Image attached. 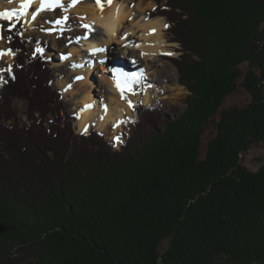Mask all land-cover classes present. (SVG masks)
<instances>
[{"label":"trees","instance_id":"1","mask_svg":"<svg viewBox=\"0 0 264 264\" xmlns=\"http://www.w3.org/2000/svg\"><path fill=\"white\" fill-rule=\"evenodd\" d=\"M154 1L148 15L166 17L182 53L168 58L191 95L173 120L159 99L141 106L119 150L94 129L75 134L54 70L29 55L19 27L5 29L21 52L0 94V222L12 228L0 264L264 262V168L240 163L264 144V0ZM242 76L251 102L221 110Z\"/></svg>","mask_w":264,"mask_h":264},{"label":"rangeland","instance_id":"2","mask_svg":"<svg viewBox=\"0 0 264 264\" xmlns=\"http://www.w3.org/2000/svg\"><path fill=\"white\" fill-rule=\"evenodd\" d=\"M5 1L9 2L8 5L10 6L12 5V7H16V3H15L16 0H5ZM82 1L80 2L78 1L75 4L79 5L81 4ZM120 1L125 2L127 7L134 10L137 9L139 2L144 1V3L147 2L152 3L153 5L150 8L146 9L145 15H148L156 6L154 0H120ZM166 2L167 0H164L163 4H166ZM75 4H73V1L63 2L61 5L51 8L52 10H48L42 13V15H40V18H38L35 21L33 19L34 16L33 14L36 13L37 7L33 6V8H31L30 10L32 14L31 18L27 24L25 20L23 21L20 19L0 21V53H3V55L5 56L3 57V55H0V94L7 79L14 77V70H15L14 63L17 61L18 55L21 52L9 48L10 41L6 37L5 29L7 27H10L11 29H15L19 27L21 29V37L28 39L29 55L35 58L38 55V53H40L46 62L50 61L49 68L53 69L54 75L57 76L56 81L51 82L50 85L52 88H57L58 90L61 91L63 96L62 106L64 107V112L74 117L75 126L73 127L75 128V134L77 135L79 134V130H80V129L78 130L79 122L77 118L81 117L82 115L81 113H86L88 105L92 104L91 100L84 104L78 102L76 111L72 110V107L74 105L73 103L75 102L76 98L80 97V93L81 92L84 93L86 89V87H80V85L86 83L89 88L90 87L92 88L91 90L96 101L98 102L100 100L103 101L104 103L109 105L113 111L116 105L115 103L112 104L109 101V97L111 95L110 93L112 90L107 91V89H104V92H102V88L110 86L111 80L115 78L116 69L120 70V74L123 73L122 70H126L130 73L132 71L133 72L132 74H136L137 72H140V74L138 75L143 76L142 70L140 69L141 70L140 71L138 69V64L134 65L130 63V61L127 59V56L129 57L134 56L139 60L140 53L138 51L132 53L129 49L132 50V47L134 46L138 47L139 43H144V42L139 38L140 33H137L130 35L131 37L129 36L128 37L129 39L125 43L118 42V44L115 43L109 47L105 46L104 51L103 49H101V47H99L96 49L95 52L94 51H92V53L89 52L88 50L82 48L81 44L83 43V40L87 39L86 37H89L91 35L95 37H103L102 31L97 27H94L91 30L85 29L83 21H81L77 16H75L74 12L70 13L69 16L66 17L65 9ZM77 5H75L74 7H76ZM5 7L6 6H2L0 10L5 12L6 11ZM157 17L164 18L166 22V17L163 16H157ZM151 18H155V17H151ZM57 21H60V23H57ZM130 23L131 21L128 22L127 24ZM168 29L169 27H167V29L164 31V37L168 41V43L171 44V46H167L166 48L169 52V55L155 57L153 61L152 59H148L146 62L143 63L141 62L142 68L143 69L147 68L144 73L147 75L150 74L151 77L150 80L147 79L146 81L143 80V82L137 83V85L134 84L135 90L133 91L132 94L133 95L137 94L141 96L143 94L141 90L143 87L145 86L155 87L152 89L153 101L150 104L151 105L154 104L157 99L161 100L166 108L168 109L170 108L172 110L171 112L172 114L169 115V118L170 120H173L175 116L177 118L181 114L186 112L187 100L191 95V92L185 87V85H182L179 82L180 73L177 68V65L174 63V61L168 58V57L179 58L182 55V53L178 51L180 47L179 44L170 41ZM120 36H123V33H121ZM101 50L104 54L103 58L98 59L101 62L98 61L96 62L95 57L98 56L97 53H102ZM9 52L11 53L12 57H8ZM93 54L94 56L92 57ZM81 55H85L84 59L88 61V63L92 61L96 62L94 64L98 68L96 72L101 73L102 75L103 73L100 67L105 66L106 72L104 73V76L101 77L95 75V72H90V75L83 76L82 80H79L78 78L79 74L83 72H75L72 71L71 69L78 66L76 65L75 60L77 59L81 60L80 58ZM100 55L102 56V54ZM118 63L119 64L123 63L122 68L119 66ZM135 70L137 72H135ZM246 70H248L247 65H243L242 71L246 72ZM110 71H113L114 73ZM73 73L75 74L74 77L72 76ZM116 78H118V76ZM243 80H244V76H242L240 81H238L239 84L236 85V89L226 97L221 107V110L225 111L227 109H233L235 107H243L249 102H251L250 95L243 88L242 85ZM180 88H181V92L175 98L174 94L178 92ZM67 89H70V91L68 92ZM104 95L108 97H103ZM1 102L2 101L0 95V103ZM98 102H95L93 104H98ZM138 106L134 108L132 117L125 121L123 127L118 126L117 128V126L112 125V126H108L107 130L105 129L107 135H111L110 133L113 132L118 133L114 137L108 136L110 140L105 136V139L107 141L114 142L115 146H117L116 144L120 140V144L117 146L118 150L121 147V145L125 142V139L130 132L129 125L130 122L134 120V112L143 105L139 104ZM13 107L17 111L18 114L17 119L19 123L27 124L28 119L26 117V114L28 112V102L22 99H16L13 101ZM52 117L53 116L50 113L47 118L51 119ZM84 117L85 116H83V118ZM91 118L92 120L99 121L98 116L96 117L93 115L91 116ZM219 119L220 116L217 115L207 124V128L202 138L203 153L206 150V145L209 142V140H211L212 137L216 135L217 124L219 122ZM9 123H11V121ZM85 136H89V135L85 134ZM111 137H113V140L111 139ZM240 158H241L240 163L246 170L250 172H258L260 169L264 168V144L259 142L251 144L250 148L246 152H243ZM262 227L264 229V222L262 224ZM259 228L260 227L258 226V229H256V231L259 230ZM249 232L250 231H248V233ZM263 235L264 232L262 236ZM261 237H258V239H260ZM169 243H170L169 240H165L164 242H162L160 246V252L162 254L168 248ZM227 259H222V260L226 261ZM259 264H264V262Z\"/></svg>","mask_w":264,"mask_h":264},{"label":"bare ground","instance_id":"3","mask_svg":"<svg viewBox=\"0 0 264 264\" xmlns=\"http://www.w3.org/2000/svg\"><path fill=\"white\" fill-rule=\"evenodd\" d=\"M73 0H32V3L30 6L25 10L21 8V5L23 3H27V0H16V7H12V5H8L9 2L5 0H0V8L2 6H6V11H15V15L12 17V19L4 18L3 16H0L1 20H25L26 24L31 18V8L33 6L36 8L35 20L40 18V15L44 13L45 11L52 10L51 8L56 7L58 5H61L63 2H70ZM79 2L82 0H78ZM152 2V1H151ZM101 3L103 4V10H101V7L96 3V0H83L81 4L77 5H71L65 9L66 17L69 16L70 13L74 12L75 16H77L81 21L84 23L85 29H93L94 27L99 28L102 31L103 37H95V36H89L86 37L87 39L83 40L82 48L88 50L92 53V51H96L97 48L101 47L103 49L105 46L109 47L115 43L118 44V42L125 43L129 38L130 35L140 33L139 38L144 43H139L138 47H132V50L129 49L132 53L138 51L140 53L139 60L132 56H127V59L132 64H138V69L142 70L143 76H139L140 72H137L136 74H132L131 71L128 72L126 70H122L124 74H120V70L116 69L115 71V78L111 80V84L109 87L102 88V92H104V89H107V91H111V95L109 97V101L113 104L115 103V108L112 111V108L104 103L103 101H96L94 98V95L92 93V88L88 87L86 83H83L80 85V87H86L85 92L80 93V97L76 98L75 102L73 103L72 110L76 111V107L78 105V102H81V104H84L86 102H89L91 100V103L98 102V104H90L87 107L86 113H81V117H78L79 122V128L83 133L88 134L92 128H95L97 131L104 134L108 139V136H115L118 133H110L111 135H107L106 130L108 126H121L123 127L125 121L132 117L133 110L136 106L139 104H142L143 106L151 105L150 103L152 100V89L155 87H148L145 86L141 90L143 94L141 96L137 94H132L135 90V85L137 83L146 81L147 79L150 80L151 75L145 74L147 68H142V63L146 62L148 59H153L158 56L163 55H169L168 50L166 49L167 46H171L170 43L165 39L164 37V31L167 29L168 25L165 22L164 18L161 17H155L150 18L148 15H145L146 9L150 8L153 4L152 3H144L139 2L137 9H131L127 7L125 2L118 1V0H112L111 4L107 3V0L103 1L101 0ZM51 5V6H49ZM136 6V5H135ZM134 6V7H135ZM135 11V12H133ZM0 13H3L2 10H0ZM23 15V16H22ZM130 24H127L130 22ZM85 25H88L89 27H85ZM121 33H123V36H120ZM131 37V36H130ZM120 45V44H119ZM130 46V44H129ZM81 48V49H82ZM129 48V47H128ZM102 52V50H101ZM105 53V52H104ZM102 54V56L100 55ZM8 55V54H5ZM96 62H101L98 59L103 58V52L97 53ZM94 54L92 55V57ZM3 57H5L3 55ZM8 57H12L11 54H9ZM78 57V56H77ZM87 57V56H86ZM91 57V54H90ZM81 60L77 59L75 68L71 69L75 72H83L79 74V80H82L83 76L90 75V72H95V75L104 76V73L106 72V67L101 66L102 73H98L96 65H94L96 62H89L86 61L85 55H81ZM142 62V63H141ZM119 64V63H118ZM58 66V65H56ZM84 66V67H83ZM119 66L122 68L123 63L119 64ZM140 70V71H141ZM134 71V70H133ZM114 73L113 71H110ZM74 73L72 76L74 77ZM118 76V78H116ZM107 78V77H106ZM119 82L120 87L117 86V83ZM135 84V85H134ZM134 85V86H133ZM121 88H123V94L121 92ZM127 89V91H126ZM131 89V90H129ZM68 92L70 89H67ZM84 91V90H83ZM181 88L178 92L174 94L175 98L180 94ZM62 94V93H61ZM70 95V94H69ZM73 95V94H72ZM103 97H108L104 95ZM63 98V96H62ZM129 101H131V106L129 105ZM102 103V105H101ZM139 107V106H138ZM83 110V109H82ZM98 116L99 121L92 120L91 116ZM120 127V128H121ZM106 129V130H105ZM79 130V131H80ZM113 137L111 139L113 140ZM120 139V138H119ZM110 140V139H109ZM115 141V140H114ZM120 144L119 142L116 144L117 146ZM116 146V147H117Z\"/></svg>","mask_w":264,"mask_h":264},{"label":"snow or ice","instance_id":"4","mask_svg":"<svg viewBox=\"0 0 264 264\" xmlns=\"http://www.w3.org/2000/svg\"><path fill=\"white\" fill-rule=\"evenodd\" d=\"M42 2H43V0H42ZM77 2H78V0H73V4H75ZM111 2H112V0H107V3L111 4ZM31 3H32V0H27V3H23L21 5V8L26 10L30 6ZM96 3L101 7V10H103V4L101 3V0H96ZM49 6H51V5H49ZM15 14H16L15 11H11V12L5 11L3 13H0V16H3L4 18H7V19H12V17ZM33 19H35V15L33 16ZM57 23H60V21H57ZM85 27H89V26L85 25ZM8 54H11V53L9 52ZM0 55H3V53H0ZM9 71H10V69H9ZM122 75H127V74L122 73ZM117 86L120 87L119 82L117 83ZM129 90H131V89H129ZM121 92L123 94V88H121ZM129 105L131 106V101H129Z\"/></svg>","mask_w":264,"mask_h":264},{"label":"water","instance_id":"5","mask_svg":"<svg viewBox=\"0 0 264 264\" xmlns=\"http://www.w3.org/2000/svg\"><path fill=\"white\" fill-rule=\"evenodd\" d=\"M80 133V132H79ZM12 228L6 226L2 222H0V235L2 236L3 234L9 232Z\"/></svg>","mask_w":264,"mask_h":264}]
</instances>
